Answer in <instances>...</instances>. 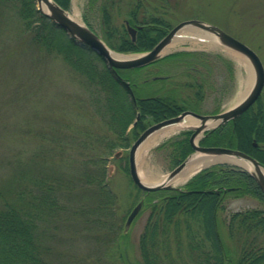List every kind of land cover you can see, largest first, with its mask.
Segmentation results:
<instances>
[{"label": "trees", "instance_id": "1", "mask_svg": "<svg viewBox=\"0 0 264 264\" xmlns=\"http://www.w3.org/2000/svg\"><path fill=\"white\" fill-rule=\"evenodd\" d=\"M56 1L64 8L71 4V0ZM2 13L17 17L20 44L33 43L84 76L86 91L80 101L86 111L75 128L64 122V145L55 138L52 163L44 166V158L40 167H34L18 158L23 170L16 184L9 191L0 186V264H59L52 243L57 229L96 242L100 255H106L107 260L99 259L103 264L116 256L125 264H264V207L236 210L220 219L229 197L252 195L264 200L249 171L229 163L199 170L180 189L143 190L141 210L149 214L138 239L140 260H130L121 244L127 246V217L119 212L118 195L111 186L110 158L118 148L129 147L149 124L191 107L170 93L134 100V84L130 83L132 89L127 86L124 69L110 68L93 49L43 13L36 0H0ZM105 15L108 20L109 13ZM110 23L106 21L104 27L106 42L120 51L149 49L163 33L150 29L135 41L116 40V34L126 33ZM183 55L185 51H177L164 58ZM190 133L183 130L158 146L169 148L172 166L193 151ZM201 143L238 148L264 164V150L258 148L264 146L261 97L234 120L209 131ZM94 253L96 262L99 256Z\"/></svg>", "mask_w": 264, "mask_h": 264}, {"label": "rangeland", "instance_id": "2", "mask_svg": "<svg viewBox=\"0 0 264 264\" xmlns=\"http://www.w3.org/2000/svg\"><path fill=\"white\" fill-rule=\"evenodd\" d=\"M112 1V12L108 9L115 25L125 26L123 20L127 19V6L132 0ZM147 2L148 16L162 17L172 25L185 16L207 18L250 46L264 66V0ZM109 3L110 0H95L93 3L89 0H73L67 10L72 17L95 29L106 41L104 27L107 25L101 24V19L106 18V15L100 9L102 4L110 7ZM16 18L12 15L4 16L3 13L0 15V186L5 191L13 188L23 170L17 162L18 158L28 160L34 167L36 164L40 167L45 159L47 161L43 163L44 166L52 163L50 157L53 150L56 151L55 138H61L64 145V122L75 128L81 120L79 115L86 111L80 101L86 91L83 86L84 76L61 57L48 56L44 51L36 49L33 43L20 44V23H17ZM186 32L189 29L182 31ZM180 50L185 51L186 55L161 58L141 68H125L122 73L129 79L125 82L134 84V95L142 98L175 94L179 100H185L190 109L201 114L216 113L233 105L248 74L243 60L235 56V53L242 54L221 43L208 47L203 41L185 39L176 43L165 55ZM116 51L138 53L144 50ZM261 101L264 102V88ZM57 129L60 131L56 132ZM187 129L189 127L180 128L152 144L143 158H137L138 172L142 175H146L148 170L160 174L169 172L174 167L169 148L159 149L158 146ZM133 141L132 138L130 144ZM116 152L119 154L113 155L109 161V176L111 186L118 195L119 212L125 213L127 217L143 199V190L132 182L129 174V147L118 148ZM218 163L238 165L230 161L214 164ZM223 205L224 208L219 212L220 219L236 210L263 208L264 200L244 195L229 197ZM148 214L146 209L136 214L128 227L127 246L121 243L130 260H140L138 239ZM53 231L57 236L56 241H52L54 258L59 264H63V261L64 264H103L107 260L104 253L100 255L96 242H89L78 234L70 237V233L64 229ZM94 251L99 256L96 262ZM77 254L82 258L75 257ZM85 255L93 256L86 258ZM107 262L125 264L118 256L109 258Z\"/></svg>", "mask_w": 264, "mask_h": 264}, {"label": "water", "instance_id": "3", "mask_svg": "<svg viewBox=\"0 0 264 264\" xmlns=\"http://www.w3.org/2000/svg\"><path fill=\"white\" fill-rule=\"evenodd\" d=\"M36 1L38 8L43 13H45L49 18L56 22L57 25L64 28L71 37L75 38L78 42L86 44L95 52H97L106 62V64L110 68L114 69V71H116L117 68L141 67L156 61L164 55L162 53V49L173 39L175 35H177L180 31L184 29H189L193 26L213 36L216 42H219L225 47L243 54L250 61L255 74L253 84L248 93L233 106L217 113L201 114L192 110H184L177 115L162 119L160 121H156L155 123H152L147 126L133 141L129 148V174L132 181L138 187L144 190L151 191L170 188L180 189V186L173 185L169 181L172 180L185 167L186 163L192 155L196 153H211L229 156L233 159L245 161L252 165L253 169H250L241 163H236L232 160H228L248 170L264 193V173L261 170V168H264V164L260 160L238 148L217 145H200L198 143L199 139L206 134V130H213L221 124H224L230 120H234L245 110H247L259 98L264 87V66L258 54L250 46L235 38L231 34L225 32L223 29H221L215 24L202 22L200 20L188 19L181 21L174 27H172L170 31L164 37H162L151 49L138 53H122L110 48L94 30H92L85 23L80 22L74 17H72L68 10L62 7L56 0ZM112 51L117 54H120L121 56L112 55ZM126 84L130 87L128 82H126ZM132 95L133 99L135 100V96L133 93ZM188 114H191L192 116L201 119L200 125L196 127L189 126V129L193 131L190 136V143L194 148V151L190 153L181 163H179L169 171L165 181L154 184L145 183L139 176L137 166V151L140 144L153 131L160 129L165 125L178 122ZM139 117L140 113L137 114L136 120ZM136 120L133 122V124L136 123ZM207 122H211L213 123V125L211 127H206ZM200 133H202V135L196 143L195 138ZM118 154L119 152H117V155ZM142 201L143 200H140L130 211L125 223L126 228L129 227L130 223L132 222L136 214L139 212L142 206Z\"/></svg>", "mask_w": 264, "mask_h": 264}, {"label": "bare ground", "instance_id": "4", "mask_svg": "<svg viewBox=\"0 0 264 264\" xmlns=\"http://www.w3.org/2000/svg\"><path fill=\"white\" fill-rule=\"evenodd\" d=\"M74 18H76V17H74ZM211 24H213V23H211ZM182 31H180L177 35H175L173 37V39L162 49V53L163 54L168 52L176 43H179L180 41L185 40V39H193V40L203 41L208 47H215L219 43V42H216V40H215V38L213 36H211L209 34L207 35L206 32H203L200 29H197V27H195V26L189 28V32L188 33L187 32L186 33H182ZM230 50H232V49H230ZM230 53L234 54V52H230ZM112 55L121 56L120 54H117V53H115L113 51H112ZM235 56L240 57L243 60V62L246 65L247 71H248L247 77H246V79L244 81V87H242L240 89V91L238 92L237 99L235 100V103H237L250 90V88H251V86L253 84V81H254L255 74H254V69L252 68V65L250 64V62L244 56H242L240 54L236 55V53H235ZM233 105H231V106H233ZM185 110H192V109H185ZM182 111H184V110H182ZM192 111H194V110H192ZM200 124H201V119H198V118L192 116L191 114H188L182 120H180L178 122H174V123L165 125V126L161 127L160 129H157V130L153 131L140 144V146L138 148V151H137V158H139V157L143 158V156H144L145 152L148 150V148L152 144H154L155 142H157L158 140L163 138L164 136H167V135L175 132L176 130H178L180 128H186V127H189V126L196 127V126H198ZM212 125H213V123H211V122H207L206 123V127H211ZM187 130L191 131V133H190V136H191L193 131L191 129H187ZM209 131H211V130H206L205 131L206 134L203 137H201V138H200V136L202 135V133L197 135L196 138H195V142L197 143L198 139L200 138L198 143L200 145H202L201 139H203L207 135V133ZM190 136H189V141H190ZM193 151H194V148H193ZM192 152H190V153H192ZM228 160H232V161H234L236 163H241V164L247 166L248 168L253 169V166L250 165L249 163H247L245 161L238 160V159H233V158H231L229 156L217 155V154H211V153H209V154L196 153V154H194V155H192L190 157V159L186 163L185 167L172 180H170L169 182L171 184H173V185L178 186L180 183H183L185 181L187 182L195 173H197L200 170V168H203V167L208 166L210 164H214V163L219 162V161H228ZM261 170L264 173V168H261ZM168 173L169 172L160 174L159 172H153L151 170H148V171H146V175H142L141 173H139V176L145 183L154 184V183L165 181L166 180V176H167ZM180 187H183V186H180ZM142 190H144V189H142ZM129 213H128V215H129Z\"/></svg>", "mask_w": 264, "mask_h": 264}, {"label": "flooded vegetation", "instance_id": "5", "mask_svg": "<svg viewBox=\"0 0 264 264\" xmlns=\"http://www.w3.org/2000/svg\"><path fill=\"white\" fill-rule=\"evenodd\" d=\"M147 1L148 0H132L131 2H133V4H130V5L128 4V6H127V12H126L127 13V17H126L127 19L123 20L125 26L117 27L115 25V21L113 20V16L111 15L113 1L110 0V3H109L110 7L107 6V5L104 6V7L101 6V9H100L101 11H104V13H109L108 20H106V18H102L101 19V24L107 25L106 21H109V22H111L110 25L113 26V28L115 30H117L120 33H126V35H123V34L118 35V34H116L114 39H119L120 40L122 37H125V39L130 38L132 41H135L139 37L145 36L146 33H149L148 31H150V29L159 30L160 32H163L161 37H160V39H161L162 37H164L170 31V29L175 24L172 25L171 22L167 23L166 20H164L162 17L159 18L157 16H148L147 9H146L147 3H148ZM156 1L157 2L158 1H162V3H165L168 0H156ZM138 4H139L140 7L137 6ZM133 5H134L135 9L133 8ZM108 8H110L111 12H110V10ZM116 8L118 9V7H116ZM138 15H141L142 17L147 18L146 19L147 21H144L143 19H139ZM188 19H194V20H200V21L206 22V23H212L207 18L201 17V16H197V15L191 16V17H186L185 16V18H183L182 20H180L178 22H181V21H184V20H188ZM111 26H109V27H111ZM262 103H264V102L262 101ZM255 145L257 146L256 142H255ZM262 145H260L258 147L260 151L264 150V146H262Z\"/></svg>", "mask_w": 264, "mask_h": 264}]
</instances>
